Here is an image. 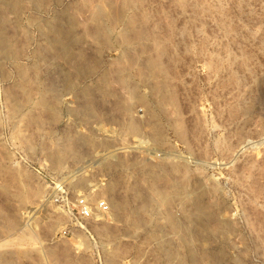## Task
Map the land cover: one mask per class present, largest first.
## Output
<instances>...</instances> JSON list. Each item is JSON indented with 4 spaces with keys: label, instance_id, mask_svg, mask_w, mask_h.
Wrapping results in <instances>:
<instances>
[{
    "label": "rangeland",
    "instance_id": "rangeland-1",
    "mask_svg": "<svg viewBox=\"0 0 264 264\" xmlns=\"http://www.w3.org/2000/svg\"><path fill=\"white\" fill-rule=\"evenodd\" d=\"M0 264H264V0H0Z\"/></svg>",
    "mask_w": 264,
    "mask_h": 264
},
{
    "label": "built area",
    "instance_id": "built-area-1",
    "mask_svg": "<svg viewBox=\"0 0 264 264\" xmlns=\"http://www.w3.org/2000/svg\"><path fill=\"white\" fill-rule=\"evenodd\" d=\"M100 207L106 210L107 205L105 202L100 203ZM69 217L72 221L73 225H81V223L89 220L93 216V206L87 201V199H80L77 201L75 208L68 209ZM82 228L85 229L84 226ZM68 232H64V236L67 235Z\"/></svg>",
    "mask_w": 264,
    "mask_h": 264
},
{
    "label": "bare ground",
    "instance_id": "bare-ground-1",
    "mask_svg": "<svg viewBox=\"0 0 264 264\" xmlns=\"http://www.w3.org/2000/svg\"><path fill=\"white\" fill-rule=\"evenodd\" d=\"M119 150V149H118ZM91 166V163H89V165L87 164L86 166H83V167H79L77 170H76V174H80L81 176L86 174V172L88 170H86L88 167Z\"/></svg>",
    "mask_w": 264,
    "mask_h": 264
}]
</instances>
